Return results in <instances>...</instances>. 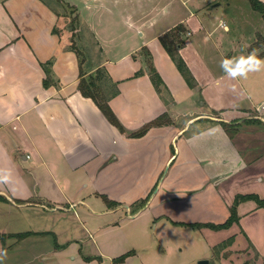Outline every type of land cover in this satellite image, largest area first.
I'll list each match as a JSON object with an SVG mask.
<instances>
[{"label": "crops", "instance_id": "1", "mask_svg": "<svg viewBox=\"0 0 264 264\" xmlns=\"http://www.w3.org/2000/svg\"><path fill=\"white\" fill-rule=\"evenodd\" d=\"M66 3L99 48L101 63L90 72L104 68L116 83L117 95L108 104L124 129L135 131L163 115L170 122L140 138L121 134L77 91L78 59L68 33L64 38L58 27L64 20L52 1L0 0V235L30 233L21 240L7 237L0 247L51 232L41 218L53 222L57 211L64 213L61 222L80 217L85 227L89 218L143 203L133 216L151 213L181 223L170 213L207 216L214 213V199L230 213L236 196L264 200L261 191L245 189L254 177L264 178L245 142L249 136L264 139V69L232 78L221 67L225 58L238 61L253 51L264 58L259 14L253 16L242 3L222 6L218 0ZM178 25L186 30L179 55L196 83L192 89L158 40ZM144 49L168 92L166 100L146 74ZM221 123L236 129L233 137ZM253 168L258 172L252 174ZM103 197L117 206L106 208ZM235 210L238 221L228 229H200L209 249L221 233H229L224 238L231 244L212 264H262L264 206L248 200ZM114 220L98 224L96 231L120 218ZM31 241L30 259L20 264H33L42 255L33 251L39 242ZM47 256L63 252L53 249Z\"/></svg>", "mask_w": 264, "mask_h": 264}, {"label": "rangeland", "instance_id": "2", "mask_svg": "<svg viewBox=\"0 0 264 264\" xmlns=\"http://www.w3.org/2000/svg\"><path fill=\"white\" fill-rule=\"evenodd\" d=\"M50 1H52L58 16L64 20L60 21L58 27L63 31L64 38H66L68 33L69 48H75L80 51L91 68L101 63L99 48L90 32L83 24L79 23L75 8L66 3L67 0ZM218 2L222 6L229 2L242 3L243 8H247L253 16L259 18V15L251 10L247 0H218ZM261 40L262 38L259 37L258 45L264 46ZM259 77H262V75H259ZM261 126L264 129V125ZM245 140L250 145L247 155L250 158L254 157L257 161L255 164L261 168V171H264V167H262L264 166L263 137L258 135L249 136ZM250 171L252 174L258 172L254 168ZM254 178L245 189L249 193L261 191L260 195L262 196L264 193V178L261 182H257L260 180L259 176ZM250 190L252 191L250 192ZM237 191L241 190L237 189ZM99 202L101 203L100 200L97 201L98 204ZM213 205L214 213L207 216L191 217L180 215V217L175 213H170L177 222L188 224L189 226L187 227L174 225L166 217L160 218V220L154 219L151 213L150 215L142 213L139 216H133L143 206V203L135 207L130 206L129 210L122 209L117 215L89 218L85 227L81 226L84 221L80 217L72 216V218L61 222L63 219L59 218L64 213L57 211L55 215L59 218L50 223L47 221L49 224L41 218L42 224L40 225L48 227L45 230L51 232L37 239H29L28 241H23L24 243L20 242L8 248L4 247L7 254L4 256L2 264H20V261L27 262L34 246L31 240L39 242V246L36 245L33 250L34 253L39 252L42 254L40 258L35 259L33 264H113L112 258L115 259L125 254H128L127 258L118 264H197L200 260H209L212 264L216 262L217 255L213 249L207 248V242L200 237L203 232L199 234L201 230L194 228L193 225L198 223L220 224L228 218L229 212L224 210L219 199H214ZM80 208L83 207L81 206ZM117 216L120 221H118ZM111 218H114V221H118V223L111 228L106 227L96 231L98 224H102L105 221L109 223L108 220ZM50 225L53 226L50 228ZM225 234L229 236V233H221L215 240L216 245L228 240V238H224ZM70 242L75 247L68 246ZM80 248L83 260L80 259L82 255L79 258L78 251ZM53 249L62 251L63 256L48 257V252H52ZM255 257L254 254L253 258ZM73 258L76 260L73 261ZM87 258L91 259L86 260Z\"/></svg>", "mask_w": 264, "mask_h": 264}, {"label": "trees", "instance_id": "3", "mask_svg": "<svg viewBox=\"0 0 264 264\" xmlns=\"http://www.w3.org/2000/svg\"><path fill=\"white\" fill-rule=\"evenodd\" d=\"M249 3V6L252 11L256 12L260 15L261 20L264 24V4L260 2L259 0H247ZM186 33L185 28L182 25H178L175 28L171 29L170 31L166 32L162 36L158 38L162 48L165 50L171 61L173 62L174 66L176 67L179 74L182 76L184 82L186 85L192 89L196 86V83L190 74L185 62L182 60V58L179 55V49L183 45V37ZM261 38V37H260ZM264 43V37H262L261 40ZM75 52L77 59H78V77L79 81L77 84V91L85 98H89L93 101V103L96 105V107L100 110L106 121L112 125L114 128H116L121 134L126 135L128 138H140L144 136L149 129L153 127H158L162 125L169 124V120L167 116L163 115L158 118H156L153 121H150L144 125H142L139 129L135 131H127L124 129V127L121 125V123L118 121L114 113L112 112L108 102L110 99L115 97L117 95V87L116 83L112 82L109 76L107 75L104 68H97L95 71L90 72V67L86 63L85 56H83L80 51H78L75 48H72ZM141 52L144 53V63L146 68V74L150 79V82L158 94V96L166 100V96H168V92L164 86V83L160 79L159 75L155 71V69L152 66L150 56L148 55L147 51L141 50ZM45 84V83H44ZM221 126L225 133L231 138L236 133V129L232 126L221 123ZM106 205L109 208L116 207L117 204L115 202L109 201L106 198H102ZM252 200L259 206H264V200L258 199L257 196L254 195H247V196H236L234 203L230 209V213L228 218L220 224H196L193 225L194 228L201 229V228H207L213 231H219L228 229L233 223H237L238 217L236 215V206L240 202ZM174 225H179L183 227L189 226L188 224L184 223H174ZM30 233H24V234H17V235H9V236H3L0 235V241L4 242V240L7 237H15L18 240L23 239L27 236H29ZM43 235V234H42ZM231 239H228L227 241L218 244L216 247L213 248V251L216 255L219 254V252L226 248L230 243ZM128 254L122 255L118 258L113 259V264L122 263L125 258H127ZM91 259L87 258L86 260ZM262 264H264V259L262 261Z\"/></svg>", "mask_w": 264, "mask_h": 264}, {"label": "clouds", "instance_id": "4", "mask_svg": "<svg viewBox=\"0 0 264 264\" xmlns=\"http://www.w3.org/2000/svg\"><path fill=\"white\" fill-rule=\"evenodd\" d=\"M221 67L227 69L228 76L232 78L246 77L249 72H259L264 69V58L258 57L253 51L247 57L241 56L238 61L234 58H225L221 61ZM2 179L7 180L8 177L4 176ZM6 254V249L0 247V264Z\"/></svg>", "mask_w": 264, "mask_h": 264}, {"label": "water", "instance_id": "5", "mask_svg": "<svg viewBox=\"0 0 264 264\" xmlns=\"http://www.w3.org/2000/svg\"><path fill=\"white\" fill-rule=\"evenodd\" d=\"M197 264H209L208 260H200Z\"/></svg>", "mask_w": 264, "mask_h": 264}]
</instances>
